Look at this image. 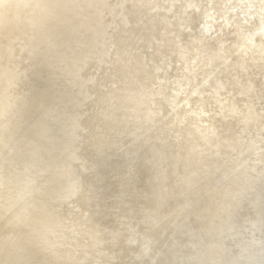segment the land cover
Masks as SVG:
<instances>
[{"label": "clouds", "instance_id": "9594fccd", "mask_svg": "<svg viewBox=\"0 0 264 264\" xmlns=\"http://www.w3.org/2000/svg\"><path fill=\"white\" fill-rule=\"evenodd\" d=\"M0 264H264V0H0Z\"/></svg>", "mask_w": 264, "mask_h": 264}, {"label": "bare ground", "instance_id": "6f19581e", "mask_svg": "<svg viewBox=\"0 0 264 264\" xmlns=\"http://www.w3.org/2000/svg\"><path fill=\"white\" fill-rule=\"evenodd\" d=\"M38 134L39 135H45L46 134V129H44V128L38 129Z\"/></svg>", "mask_w": 264, "mask_h": 264}]
</instances>
